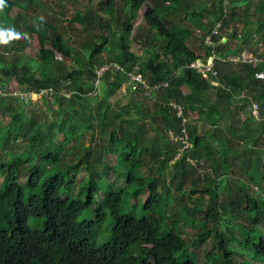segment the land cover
<instances>
[{
	"label": "trees",
	"instance_id": "1",
	"mask_svg": "<svg viewBox=\"0 0 264 264\" xmlns=\"http://www.w3.org/2000/svg\"><path fill=\"white\" fill-rule=\"evenodd\" d=\"M208 1L207 12L196 0H119L117 10L116 0H105L103 15L87 6L67 21L76 35H92L78 57L66 29L51 21L52 12L37 16L35 0H6L0 29L19 36L0 44L9 54L8 60L0 52V86L16 81L25 91L53 87L55 92L38 99L48 111L46 124L37 100L0 94V264H199L189 253L199 245L207 247L200 264H242L228 248L237 223L251 233L259 229L240 249L248 261L264 263V196L249 185L264 190V151L254 147L264 135V52L252 50L262 59L256 67L223 60L242 53L245 39L264 41V8L250 12L247 6L262 0ZM142 11L143 41L155 46L146 56L130 50ZM196 36L201 45L208 38L213 42L214 47L206 44L205 57L190 47ZM32 42L37 61L23 62ZM212 55L215 75L203 78L189 66ZM57 56L75 66L68 68ZM101 63L107 69L99 75ZM134 74L143 83L131 81ZM129 82L152 98L149 107L137 108L135 95L124 106L107 101ZM254 103L259 122L250 116ZM1 116L17 124L15 133ZM55 132L60 143L54 142ZM20 145L24 155L13 157ZM112 153L118 158L113 168L105 160ZM34 156L44 166H37ZM193 166L203 174L188 180ZM110 169L113 181L106 180ZM233 169L249 183L236 180L237 193L229 180ZM81 171L88 177L78 181ZM220 187L232 195L227 204L218 202ZM137 190L147 192L143 202ZM195 196L199 204L192 203ZM241 206L247 227L234 215ZM169 210L179 218H171ZM84 211L89 215L80 219ZM199 217L203 228L191 238L182 235L186 227L198 229ZM30 220L36 228H29ZM208 222L218 225L208 230Z\"/></svg>",
	"mask_w": 264,
	"mask_h": 264
},
{
	"label": "rangeland",
	"instance_id": "2",
	"mask_svg": "<svg viewBox=\"0 0 264 264\" xmlns=\"http://www.w3.org/2000/svg\"><path fill=\"white\" fill-rule=\"evenodd\" d=\"M14 1H17V0H14ZM24 1L26 2L27 0H24ZM116 1L118 3H116V5H114V9L117 10L120 4H119V0H116ZM35 2H36L35 3L36 4L35 7L37 9H35L34 12L37 13V16L42 15V17H45L47 15V13H45V12H52V16L50 17L51 21L54 24H56V25L59 24V26H61V27L66 29L67 36L71 38V41H70L71 45L76 49V53H79L78 57H80V56L83 57V53L85 51V48L83 47L82 44L85 43L88 40V36H90L89 38H91L92 35H89V34H85V35H82V36L81 35H76V32L73 33L72 31H70V30H68L66 28V27L70 28V25H68L67 21H70L72 16L77 11H83V10L86 9L87 6L94 7V10H96L97 12L101 13V15H103V13H104L103 12L104 5L101 7L100 4L104 3L105 0H92L91 3H87L86 1H83V0H75L74 2L68 1V0H35ZM196 4L199 7L205 8L206 12H207V10L209 8L212 7V2H210L208 0H196ZM247 6H248V9H249L250 12L255 10V9L259 10L262 7L264 8V0L260 1V4H258V5H256L254 1H249V2H247ZM237 10H239V9L237 8ZM239 11H241V10H239ZM263 12H264V9H263ZM16 13H17V9H15L12 12V16H15ZM143 13H144L143 11L140 13V15L138 17L137 24L134 26L133 31L131 32L132 42H131V45H130V50L133 53L137 54V55L146 56V55H149L150 52L155 49V46H153V44L149 45V44H147V43H145L143 41L144 36H145L144 22L142 20ZM43 15H45V16H43ZM193 29L196 30V27L193 26ZM241 30H242V28L240 26L239 32H241ZM196 33L198 34L197 31H196ZM251 36L254 37L255 35H251ZM199 37L200 36H196L195 38H192L190 40L189 44H190V47L192 49H194L198 55H200L201 57H205L206 56L207 45L205 43H204V45H201ZM253 37H252V39H253ZM249 41L250 40L245 39L246 46H245V49L242 51V53H240L238 55H235V56H228V59L229 58H234V57H237V56H242V54L244 55V57L253 56V55L255 56V54L252 51L253 49L259 51L260 53L264 52V41H262V40L259 41L257 37H255V39L251 43H249ZM223 42H226V39H223ZM6 44H8V43H6ZM156 47H157V45H156ZM46 48H49V47L47 46ZM0 52L4 53V54H8L7 52L4 51V49L2 47H0ZM37 57H38V49H37L35 43L32 42L31 44H29V46L27 47V49L25 51L24 61L23 62H25V61H37ZM7 58L9 60V54H8ZM56 59L58 61L59 60L63 61L68 66V68H71V67L75 66V63H73L72 61H68L66 59H62L59 56H57ZM224 59H227V58H224ZM215 61L216 60L212 56L211 59L209 60V62H207V64L211 63V62L215 63ZM100 62H102V58H100ZM241 62H242V60H241ZM199 63L200 62L198 61V64ZM101 65H103V66H101L99 68V70H98L99 75H102V73L107 69L104 66V64L101 63ZM97 84H98V81H97ZM61 85H63V84H61ZM61 85L59 87H62ZM70 85H72V84H70ZM70 85H68V86H70ZM138 86L139 85H136L135 83L129 82L126 85H124L120 90H118L113 95V97L109 98L107 101L109 103H111L115 107L124 106V105H126L129 102V100L132 97V95H135L136 96V106H137V108H139L140 110H143V109H145V108H147V107H149L151 105V103H152V100H151L152 99L151 98L152 95H150L151 99H149L146 96L142 95L143 92H142L141 88L138 87ZM17 87H19L18 83L16 81H13L12 83H10L8 85V93H11V94L15 95V89H17ZM63 87H67V86H63ZM71 87H73V86H71ZM72 91H76V90L72 89L70 92H72ZM183 91L187 93V92L191 91V89L184 87ZM72 93H67V94L70 95ZM34 99L37 100V98H34ZM254 104H256V103H254ZM36 105H40L39 110L41 111V121L46 124V118H49L47 108H45V106L43 108L41 106L42 103L40 101H38L36 103ZM235 105L236 104H234V106ZM31 107H32V104H28V105L25 106V108H24V110H25V119L29 118ZM259 110H260V108H259ZM1 121H2L3 125L5 124V125L9 126L10 133H15L17 131V127H18L17 124H12L11 121H10V118H8L6 116H3V117L1 116ZM251 129L254 130V127H252ZM97 135H98V131L96 133V136ZM147 136L149 138H152L153 134L148 132ZM61 140H62V136L58 132H55L54 142L60 143ZM83 141H84L85 145H90V143H89L90 135L89 134L85 135L83 137ZM254 147H255V149H259L260 152L264 151V135L259 136L257 138V142H255ZM17 149H19V150L14 152V154L12 155L13 157L24 155V153H25L24 146L20 145ZM77 152H79V151H77ZM7 155L8 156L10 155V157H12L11 154L7 153ZM262 155H263V153H262ZM4 158L7 159V156H4ZM75 158H76V156L74 155V156L71 157V160L76 161ZM105 160H107L109 162V166L111 168H113V167L118 165L117 155H115L113 153L110 154L109 156H107L105 158ZM32 161L37 166H44V164L36 156H34ZM201 173L203 174V170L202 169H198L197 166H193L192 167V172H191V174H189V179L188 180H190L191 178H195L197 180L198 177L201 175ZM87 177L88 176L85 173V171H81L80 174L78 175V181L84 180ZM114 178H115L114 171L112 169H110L106 180L113 181ZM239 179H242L243 181H246L245 182L246 184H249L247 179L245 177H243V175H241V173L238 172L237 169H233L232 174L229 176V180L231 182H233L232 187L234 188V192L235 193H237V187H236V185L234 183H235L236 180H239ZM21 182L25 183V176H22ZM1 183H2V177H0V184ZM249 185L251 186L252 190L255 193H257V194H259L261 196H264V190H261L257 186H254V185H251V184H249ZM78 187H79V184H76L75 189H74L75 194H77V192H78ZM222 187H220V190H219L218 202L221 203V204H227L228 200L231 199L232 195L227 190H223ZM146 196H147V192L145 190H137V197H138L139 201L143 202L144 199L146 198ZM189 199H191V198H189ZM202 199H203V204H204V210H206L207 206H208L209 196H205ZM198 200H199L198 197L195 196V197H193L192 203L199 204L200 202ZM134 201L135 200L131 199L130 202L133 203ZM243 208H244V206L238 207V209H236V213L234 215H237V217L239 219H241L240 223L243 226L247 227V225H248L247 217L245 216V213L243 212ZM169 214H171V218H174V219L179 218V215L175 214L172 210H169ZM253 214L255 215V213H253ZM88 215H89V212L88 211H84L80 215L79 218L82 219L84 217H88ZM223 215H224V213H223ZM248 216H250V214H248ZM198 220H199V225L197 226L198 229H194L193 230L191 227H186L182 231V235H185L186 237L191 238L192 234L195 235V233L200 230L199 227L203 228V226H204V223H202L203 222V218L199 217ZM34 224L35 223L33 222V220H30V222L28 223L29 228H36V226ZM217 225L218 224L214 225L213 222H208L207 225H206V228L208 230H212V229H215V226H217ZM234 225H233V228L230 229V231H229L230 235H228V237H227L228 238V248L231 251H234L236 253L235 260L237 262L242 263V264H256V263H252V262L248 261V257L246 256V251L240 249V242L243 239L250 238V237L255 236V235H260L261 233L258 231L259 229L258 230L256 229V230H254L253 233H251L250 231H244L243 229H241L239 227L238 223L235 226ZM209 241L212 243L213 239H210ZM207 244L210 245L209 242H207ZM206 249H207V247L199 245L196 248H191L189 253L191 254L192 258L195 255L197 263L200 264L206 258V255H205L206 254ZM213 251L216 254H220V252L218 250H216V249H214ZM218 264H221V262H219Z\"/></svg>",
	"mask_w": 264,
	"mask_h": 264
},
{
	"label": "built area",
	"instance_id": "3",
	"mask_svg": "<svg viewBox=\"0 0 264 264\" xmlns=\"http://www.w3.org/2000/svg\"><path fill=\"white\" fill-rule=\"evenodd\" d=\"M215 33H217V32L215 31ZM206 44L209 47H214L213 42L210 38H208L206 40ZM212 56L216 60V56H214V55H212ZM211 57H209V59L206 60L205 63H203L200 60H196L197 62L194 61L189 66L191 68L197 69L203 78H207L209 73L215 75V73L213 72V68L215 66V63L211 62V63L207 64V62H209ZM223 60L224 61H231V62H235V63L246 64V65H251L253 67H256L262 61V59L259 56L253 55V56L244 57L243 54H242V56H237V57L229 58V59L227 57V59H223ZM241 60H242V62H241ZM198 61L201 64L200 63L198 64ZM131 80L134 82H137V83H143L141 76L137 75V74L132 75ZM164 85H166V83ZM53 93H54L53 87H49L48 89H45V90H39L37 92L25 91L23 88L17 87V89H15V95L14 96L18 97L19 100L29 102L31 100H34V98H37V100H38L43 96H52ZM0 94H2V95H13L11 93H8V88H5L3 86H0ZM174 108L177 109V114L179 116H182L181 107L174 105ZM250 116H252L255 119V121H258V122L260 121V119H261L260 110H259V106L257 104L253 105L252 113H250Z\"/></svg>",
	"mask_w": 264,
	"mask_h": 264
},
{
	"label": "clouds",
	"instance_id": "4",
	"mask_svg": "<svg viewBox=\"0 0 264 264\" xmlns=\"http://www.w3.org/2000/svg\"><path fill=\"white\" fill-rule=\"evenodd\" d=\"M6 6V0H0V12H2ZM18 36L19 34L16 33L14 29H0V44H6L8 41L18 38Z\"/></svg>",
	"mask_w": 264,
	"mask_h": 264
},
{
	"label": "crops",
	"instance_id": "5",
	"mask_svg": "<svg viewBox=\"0 0 264 264\" xmlns=\"http://www.w3.org/2000/svg\"><path fill=\"white\" fill-rule=\"evenodd\" d=\"M8 87V86H7ZM49 87H47V88H42L41 90H45V89H48ZM54 89V88H53ZM54 92H55V90H54ZM44 97V96H43ZM42 98V97H41ZM35 100V99H34ZM32 101V100H31Z\"/></svg>",
	"mask_w": 264,
	"mask_h": 264
}]
</instances>
